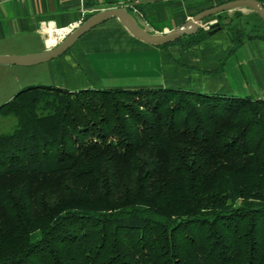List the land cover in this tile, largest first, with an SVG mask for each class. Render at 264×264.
Wrapping results in <instances>:
<instances>
[{"label":"trees","instance_id":"obj_1","mask_svg":"<svg viewBox=\"0 0 264 264\" xmlns=\"http://www.w3.org/2000/svg\"><path fill=\"white\" fill-rule=\"evenodd\" d=\"M2 111L0 264H264L263 97L38 84Z\"/></svg>","mask_w":264,"mask_h":264},{"label":"crops","instance_id":"obj_2","mask_svg":"<svg viewBox=\"0 0 264 264\" xmlns=\"http://www.w3.org/2000/svg\"><path fill=\"white\" fill-rule=\"evenodd\" d=\"M133 1L0 0V54L44 51L56 43L61 29L112 6L126 5L146 28L157 32L180 27L197 12L230 0H141L138 12L133 11ZM247 40L237 46L230 28L223 24L188 48L179 42L153 45L112 17L86 32L64 54L47 61L53 75L49 81L76 90L112 77L111 81L125 86L109 89L175 87L264 98V38ZM95 63L105 64L108 70L110 66L108 77L99 73Z\"/></svg>","mask_w":264,"mask_h":264},{"label":"water","instance_id":"obj_3","mask_svg":"<svg viewBox=\"0 0 264 264\" xmlns=\"http://www.w3.org/2000/svg\"><path fill=\"white\" fill-rule=\"evenodd\" d=\"M248 8L257 12L264 20V2L261 0H230L215 6L205 8L188 18L180 27L166 31H152L146 28L125 5H117L104 8L79 23L72 31L68 32L56 45L48 47L44 51L22 55H0V64H15L22 66L36 65L49 61L64 54L86 32L105 20L117 17L127 29L137 38L153 44L164 45L178 40L190 34H196L203 27V21L208 17L221 12ZM223 24L214 20L206 29L207 34L212 35L222 29Z\"/></svg>","mask_w":264,"mask_h":264},{"label":"rangeland","instance_id":"obj_4","mask_svg":"<svg viewBox=\"0 0 264 264\" xmlns=\"http://www.w3.org/2000/svg\"><path fill=\"white\" fill-rule=\"evenodd\" d=\"M212 19L219 20L221 23L225 24L227 28H230L228 24L237 25L240 27H244L247 33L249 32L252 33L259 32L262 34L264 33V20L261 19L260 15L257 12L248 8L228 10L222 12L221 14L210 16L203 21L204 27H205V22ZM204 27H202L201 29L205 30ZM247 39L248 38H245L244 40L247 41L248 43L249 40ZM252 43L253 42H250L249 44L250 47ZM48 63L49 62L46 61L31 66L0 64V105L12 99L13 96L18 91L22 90L27 86L38 85V84H52L50 83L49 80H52L53 75L51 69L48 66L49 65ZM95 67L96 69H98L99 73H102V75L106 74V76H107V72L110 70V66L108 70L107 66L103 63L101 64L95 63ZM88 75L90 79L93 77L92 74H88ZM107 79L108 81L106 82L104 81L105 84L92 83L89 85L93 86L91 88H107L108 86H121V87L125 86L122 83L119 84L114 81H111L112 77H108ZM15 124H16L15 116L11 114H5L3 111L0 112V131L2 132L10 131L14 128Z\"/></svg>","mask_w":264,"mask_h":264},{"label":"built area","instance_id":"obj_5","mask_svg":"<svg viewBox=\"0 0 264 264\" xmlns=\"http://www.w3.org/2000/svg\"><path fill=\"white\" fill-rule=\"evenodd\" d=\"M134 3L132 4V6H133V11H135V12H138V5L140 4V2H141V0H134L133 1ZM126 6V5H125ZM214 20H217V19H212V20H209V21H207V22H205V27H204V25H203V27L205 28V30L208 28V26H209V24L210 23H212ZM79 24V23H78ZM78 24H76V25H73V26H71V27H65L64 29H61L60 31H59V34H60V36L58 37V39L56 38V43L54 44V45H56L68 32H70V31H72ZM46 30L48 31V32H51L47 27H46ZM53 46V45H52Z\"/></svg>","mask_w":264,"mask_h":264},{"label":"bare ground","instance_id":"obj_6","mask_svg":"<svg viewBox=\"0 0 264 264\" xmlns=\"http://www.w3.org/2000/svg\"><path fill=\"white\" fill-rule=\"evenodd\" d=\"M55 37V36H54Z\"/></svg>","mask_w":264,"mask_h":264}]
</instances>
